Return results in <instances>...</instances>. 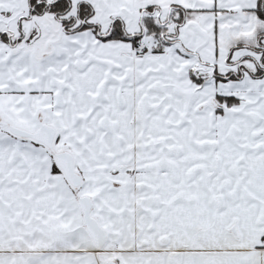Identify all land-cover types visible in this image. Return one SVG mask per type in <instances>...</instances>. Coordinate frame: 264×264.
<instances>
[{"label": "snow or ice", "instance_id": "snow-or-ice-1", "mask_svg": "<svg viewBox=\"0 0 264 264\" xmlns=\"http://www.w3.org/2000/svg\"><path fill=\"white\" fill-rule=\"evenodd\" d=\"M0 264H264V0H0Z\"/></svg>", "mask_w": 264, "mask_h": 264}]
</instances>
